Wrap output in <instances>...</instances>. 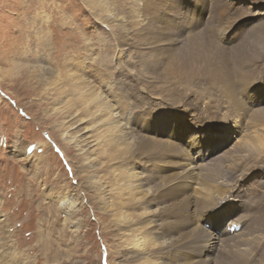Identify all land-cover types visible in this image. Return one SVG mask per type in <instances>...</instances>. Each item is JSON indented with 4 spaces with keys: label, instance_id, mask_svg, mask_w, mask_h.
<instances>
[{
    "label": "rangeland",
    "instance_id": "rangeland-1",
    "mask_svg": "<svg viewBox=\"0 0 264 264\" xmlns=\"http://www.w3.org/2000/svg\"><path fill=\"white\" fill-rule=\"evenodd\" d=\"M247 1L0 0V264H137L133 223L185 205L186 193L159 201L160 187L174 190L194 145L193 160L215 162L217 177L241 172L235 199L264 214V148L239 116L264 97V81L244 91L264 65L242 49L264 23L244 19L262 2ZM200 45L210 57L194 60ZM246 62L253 73L234 79ZM218 65L229 89L213 78ZM103 116L107 143L90 146L91 119ZM128 177L143 181L135 197ZM235 217L228 233L249 222ZM245 254L264 264V230Z\"/></svg>",
    "mask_w": 264,
    "mask_h": 264
},
{
    "label": "bare ground",
    "instance_id": "bare-ground-1",
    "mask_svg": "<svg viewBox=\"0 0 264 264\" xmlns=\"http://www.w3.org/2000/svg\"><path fill=\"white\" fill-rule=\"evenodd\" d=\"M238 1V5H245L249 2L247 0ZM259 4L260 8L244 19L252 18L256 14H264V0ZM256 7L258 6L254 4L249 8L254 9ZM260 26L251 27L245 33L243 39V42L246 41L249 45L243 46L242 49H246L249 46V51L253 52L252 55L254 56L258 53L264 54V23L261 29L259 28ZM185 27L187 28V26ZM241 45L235 47L236 52L240 49ZM196 48L194 50L195 55H193L194 60L210 57L208 56L209 52L206 46L200 45L196 46ZM251 73H253V68L250 62H246L245 65L236 67V76L233 78L245 80L249 77L244 76ZM213 75L216 76L213 78L217 80L219 86H225L223 90L229 89L230 72L225 70L221 65H218L215 66V73L213 71ZM259 75L260 77L255 79V83L253 81L244 89L247 94L251 95L254 94L252 90L257 91L262 89L259 84L264 81V65L262 69H259ZM225 92L228 93L227 91ZM261 104L262 106L258 109L256 108L257 110L254 111L251 117L249 116L252 113L250 109L246 115L242 114L239 116L245 122H249L247 125L249 128H252V132L254 133L252 137L256 138L254 143L264 148V97ZM97 112L101 114L102 109L98 107L95 113ZM230 113L231 117H233L234 113L232 111ZM258 113L262 115L255 116ZM93 115L96 116L97 114ZM107 119L103 116L101 119L103 123L97 119H91L93 125L91 126L92 134L87 136L92 137L88 142L90 146L96 145L98 147L100 145L102 148L106 145L105 136L100 134V126L106 125ZM251 123L255 125L252 127ZM106 128L107 126L104 130ZM238 130L236 127L231 128V132ZM62 136L66 142H71V139H74L68 136L66 129L62 132ZM193 142L203 145L201 147L202 150L204 148L209 151L205 147V143H209L208 141L204 139L198 140L195 136ZM252 144L253 141H247L244 143V147L246 149L250 148ZM197 148V145H194L190 151L191 153L186 154L187 162H185L183 168L185 175L176 183L174 190L166 192L169 188L164 189L165 187H160L163 190L160 194L163 195L159 198V201L165 202L186 193L185 205L179 207L178 203H176L172 206H162L161 211L156 215H154L155 212L153 211H145L143 214L150 216H147L143 221H135L133 223V232L136 240L133 257L137 264H246L247 256L245 253L251 244L262 234L264 230V214H262L261 209L248 210L247 206L240 200H236L234 196L237 187L240 185V180H245V176H241V172L229 171V173L217 177L219 173L215 174L218 170L215 162L208 161L205 164L198 165L193 160L194 156L196 159H199L198 153L195 152L193 154ZM245 153L246 151L241 149L236 150V156L230 159V163L228 161L226 167L234 165L235 161L238 160L237 158L245 157ZM141 183L143 181L139 178H127L126 185L134 191V197L137 194L136 192L140 191ZM205 184L207 186H204ZM259 184L260 187H264V177L259 179ZM223 186L226 188L223 189ZM161 189H156L155 194L158 195ZM154 202L156 200H153ZM64 203L67 206L71 205L69 201H64ZM240 205L244 206V208L238 211ZM251 212H257L258 218ZM234 216H239L242 219L249 218V222L238 233L236 232L238 230L237 226L233 227L232 232L230 230V233H228L226 231L229 227H227V224H231L229 220ZM258 219L262 221H258ZM207 224H210L209 229L206 227ZM223 233L225 234L223 235Z\"/></svg>",
    "mask_w": 264,
    "mask_h": 264
},
{
    "label": "snow or ice",
    "instance_id": "snow-or-ice-1",
    "mask_svg": "<svg viewBox=\"0 0 264 264\" xmlns=\"http://www.w3.org/2000/svg\"><path fill=\"white\" fill-rule=\"evenodd\" d=\"M69 172H71V170L69 169Z\"/></svg>",
    "mask_w": 264,
    "mask_h": 264
}]
</instances>
